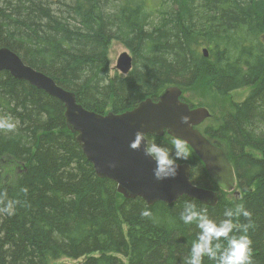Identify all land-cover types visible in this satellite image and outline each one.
I'll list each match as a JSON object with an SVG mask.
<instances>
[{"label":"trees","instance_id":"16d2710c","mask_svg":"<svg viewBox=\"0 0 264 264\" xmlns=\"http://www.w3.org/2000/svg\"><path fill=\"white\" fill-rule=\"evenodd\" d=\"M262 37L264 0H0V48L73 92L86 110L120 114L170 86L193 108L185 91L225 98L251 89L214 126L196 127L225 154L239 195L217 190L188 147L189 159L177 163L190 165L192 184L218 192L216 206L187 197L147 206L96 176L59 101L0 71V116L18 121L15 132H0V193L20 201L14 214L0 213V264H185L199 234L180 220L186 202L216 223L242 203L252 214L253 264H264ZM113 41L132 57L124 77H109ZM146 140L173 147L166 134Z\"/></svg>","mask_w":264,"mask_h":264},{"label":"water","instance_id":"95a60500","mask_svg":"<svg viewBox=\"0 0 264 264\" xmlns=\"http://www.w3.org/2000/svg\"><path fill=\"white\" fill-rule=\"evenodd\" d=\"M202 53L206 58L205 48ZM115 69L126 76L132 70V57L127 52L121 53ZM0 71L43 91L63 105L65 125L75 134V141L96 176L112 181L124 200L140 198L147 206L158 202L174 204L181 197L194 199L207 207L218 203L216 191L192 184L188 163H178L174 179L156 181L153 176L155 163L144 156V145L138 152L129 148L137 131L145 134L146 142L147 136L159 138L164 134L187 141L217 190L239 195L235 190L232 166L221 149L196 128L209 119L211 113L204 107L193 108L182 101L178 86H170L156 99L146 98L120 114H98L84 109L77 103L73 92L62 89L50 77L25 65L15 53L4 47L0 48ZM183 116L190 118L189 124H181ZM113 163L115 168L108 167Z\"/></svg>","mask_w":264,"mask_h":264},{"label":"clouds","instance_id":"9594fccd","mask_svg":"<svg viewBox=\"0 0 264 264\" xmlns=\"http://www.w3.org/2000/svg\"><path fill=\"white\" fill-rule=\"evenodd\" d=\"M188 116L181 117V124H189ZM18 121H14L11 116H0V132H15ZM142 144L143 154L155 163L153 170L154 179L158 182L174 179L179 169L177 161H187L191 155L188 150L187 141L174 137L172 149L161 147L156 143H147L145 134L137 131L133 141L129 144L132 151H140ZM108 167L115 168L116 164H109ZM27 195V189H21ZM20 201L7 200L6 193H0V213L14 214L15 207ZM142 218L151 216L149 211H142ZM224 219L220 223L211 220L206 211L198 210L195 204L186 202L180 214V220L185 225L195 224L199 229L197 239L191 246L189 258L185 264H203L205 257L214 260L217 264H253L252 241L248 236L249 229L253 227L251 223L252 214L246 210L244 205L237 204L235 208L226 209ZM243 217L249 221L246 224L234 223V220ZM234 231L241 235H232ZM226 241V246L221 243Z\"/></svg>","mask_w":264,"mask_h":264},{"label":"rangeland","instance_id":"374dc122","mask_svg":"<svg viewBox=\"0 0 264 264\" xmlns=\"http://www.w3.org/2000/svg\"><path fill=\"white\" fill-rule=\"evenodd\" d=\"M262 41L264 43V37H262ZM123 52H127L131 56L129 51L125 49L120 43L116 41L110 43L107 53L110 78L114 76L124 77V75L120 74L115 69L116 61L120 56V54ZM250 91H251L250 88L240 89L232 92L225 98H219L216 96L204 97L198 92L192 93L189 91H185L183 96L188 102L193 103L196 107H204L209 110V112L211 113V117L210 119L206 120L202 125V127H208V126H214L216 122H218V120L221 118L222 114L229 111L232 103L241 102L249 94ZM231 198L233 197L231 196ZM76 262H79V260L72 261L69 259H61L58 261H54L51 264H61V263L76 264Z\"/></svg>","mask_w":264,"mask_h":264},{"label":"bare ground","instance_id":"6f19581e","mask_svg":"<svg viewBox=\"0 0 264 264\" xmlns=\"http://www.w3.org/2000/svg\"><path fill=\"white\" fill-rule=\"evenodd\" d=\"M222 151V150H221ZM222 153H223V151H222ZM224 154V153H223ZM224 156H225V154H224ZM225 158H226V156H225ZM226 160H227V158H226ZM228 161V160H227ZM229 163V162H228ZM230 164V163H229ZM235 175V174H234ZM235 180H236V178H235ZM235 188H236V186H235ZM214 191V190H213ZM217 192V191H216ZM218 193V192H217ZM232 193V192H231ZM218 199H219V194H218ZM216 206V205H215Z\"/></svg>","mask_w":264,"mask_h":264},{"label":"flooded vegetation","instance_id":"af4514ba","mask_svg":"<svg viewBox=\"0 0 264 264\" xmlns=\"http://www.w3.org/2000/svg\"><path fill=\"white\" fill-rule=\"evenodd\" d=\"M209 119H210V118H209ZM207 120H208V119H207ZM205 121H206V120H205ZM205 121H204V122H205ZM204 122H203V123H204Z\"/></svg>","mask_w":264,"mask_h":264}]
</instances>
